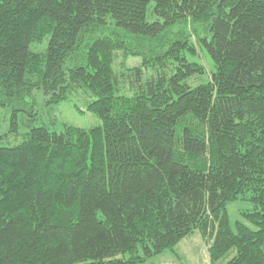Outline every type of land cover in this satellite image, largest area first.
I'll return each mask as SVG.
<instances>
[{
    "label": "trees",
    "instance_id": "16d2710c",
    "mask_svg": "<svg viewBox=\"0 0 264 264\" xmlns=\"http://www.w3.org/2000/svg\"><path fill=\"white\" fill-rule=\"evenodd\" d=\"M77 91L100 126L0 146V264H146L195 232L211 264H264V0H0V108Z\"/></svg>",
    "mask_w": 264,
    "mask_h": 264
},
{
    "label": "rangeland",
    "instance_id": "374dc122",
    "mask_svg": "<svg viewBox=\"0 0 264 264\" xmlns=\"http://www.w3.org/2000/svg\"><path fill=\"white\" fill-rule=\"evenodd\" d=\"M191 29L189 28L188 32L192 31ZM199 34L203 35L201 31ZM192 42L197 50V55L196 57L189 56V59L201 65L206 71V74L195 80V83L207 84L212 80V74L215 71L213 62L200 48L195 37L192 38ZM46 47L47 44L45 43L37 48L34 47V51L44 53ZM139 66H141V60L126 59L123 53H118L114 66L115 72L119 76L125 74L124 78H121V94L133 95L131 88L133 80L125 69ZM152 75L153 71H147L144 79L146 80ZM92 101L93 99L87 93L77 91L63 103L53 105L49 104L41 93H36L25 104L0 108V146L13 147L18 145L26 138L30 126L45 127L53 133H62L66 128L90 130L98 127L102 124L101 120L88 108ZM15 109L17 110L16 126L13 124ZM227 211L233 230H235L237 222H242L253 230L257 229L243 216V213L254 211V205L248 200L240 199L231 203L227 207ZM210 245L212 242H207L199 232H195L177 245L174 251L156 256L146 264H211Z\"/></svg>",
    "mask_w": 264,
    "mask_h": 264
}]
</instances>
